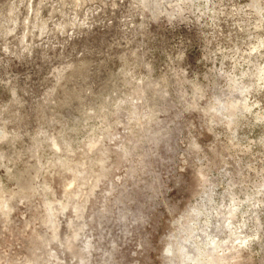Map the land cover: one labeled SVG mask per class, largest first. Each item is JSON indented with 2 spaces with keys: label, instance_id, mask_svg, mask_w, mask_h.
Segmentation results:
<instances>
[{
  "label": "rangeland",
  "instance_id": "obj_1",
  "mask_svg": "<svg viewBox=\"0 0 264 264\" xmlns=\"http://www.w3.org/2000/svg\"><path fill=\"white\" fill-rule=\"evenodd\" d=\"M0 264H264V0H0Z\"/></svg>",
  "mask_w": 264,
  "mask_h": 264
}]
</instances>
